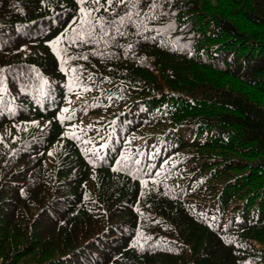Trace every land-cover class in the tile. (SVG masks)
Segmentation results:
<instances>
[{"label": "trees", "instance_id": "obj_1", "mask_svg": "<svg viewBox=\"0 0 264 264\" xmlns=\"http://www.w3.org/2000/svg\"><path fill=\"white\" fill-rule=\"evenodd\" d=\"M92 7L0 0V264H264V0Z\"/></svg>", "mask_w": 264, "mask_h": 264}, {"label": "snow or ice", "instance_id": "obj_2", "mask_svg": "<svg viewBox=\"0 0 264 264\" xmlns=\"http://www.w3.org/2000/svg\"><path fill=\"white\" fill-rule=\"evenodd\" d=\"M78 2H87L91 5H93V7L90 10H85V9H81V13L84 16V19L81 21L82 24H88V25H92L93 22L98 23L100 25L101 31L104 33V35H107V29L105 28V23H107V25L109 27H111L112 25L119 23L121 25H123L125 23V21L127 20L128 22H133V14L131 12H127L125 14V16H122L119 18V21L116 20H112V21H106V18L103 16H100L98 18H94L93 13H99L101 12V10H103L106 13H111V10L113 7L117 6V5H128L131 4L133 7L139 3V0H78ZM136 15H140L139 12L136 13ZM76 31V30H74ZM115 31L117 33H120V29L116 28ZM122 34V33H120ZM89 35H91V33H89ZM59 42V40L57 41H53L52 42V46L53 48H55L56 44ZM87 42V41H85ZM59 55V53H57ZM84 59H87V57H84ZM73 71H75V69H73ZM86 91L88 89H85Z\"/></svg>", "mask_w": 264, "mask_h": 264}, {"label": "rangeland", "instance_id": "obj_3", "mask_svg": "<svg viewBox=\"0 0 264 264\" xmlns=\"http://www.w3.org/2000/svg\"><path fill=\"white\" fill-rule=\"evenodd\" d=\"M63 112L62 111H60V113L59 114H62Z\"/></svg>", "mask_w": 264, "mask_h": 264}]
</instances>
